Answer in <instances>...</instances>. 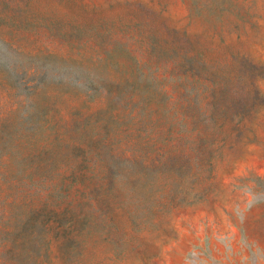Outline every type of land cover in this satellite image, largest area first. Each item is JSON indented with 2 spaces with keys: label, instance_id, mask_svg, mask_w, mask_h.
<instances>
[{
  "label": "rangeland",
  "instance_id": "374dc122",
  "mask_svg": "<svg viewBox=\"0 0 264 264\" xmlns=\"http://www.w3.org/2000/svg\"><path fill=\"white\" fill-rule=\"evenodd\" d=\"M0 264H264V0H0Z\"/></svg>",
  "mask_w": 264,
  "mask_h": 264
},
{
  "label": "trees",
  "instance_id": "16d2710c",
  "mask_svg": "<svg viewBox=\"0 0 264 264\" xmlns=\"http://www.w3.org/2000/svg\"><path fill=\"white\" fill-rule=\"evenodd\" d=\"M112 85H114V86H112ZM121 85V83L120 82H118V81H112L110 84H109V86L110 87H115V88H118L119 86ZM110 87H107V93H110V91H111V88ZM183 118H181V120H182ZM98 154H100V151L98 152Z\"/></svg>",
  "mask_w": 264,
  "mask_h": 264
}]
</instances>
